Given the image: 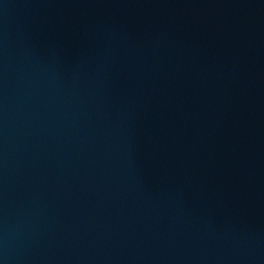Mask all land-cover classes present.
<instances>
[{
  "label": "water",
  "instance_id": "1",
  "mask_svg": "<svg viewBox=\"0 0 264 264\" xmlns=\"http://www.w3.org/2000/svg\"><path fill=\"white\" fill-rule=\"evenodd\" d=\"M0 264H264V0H0Z\"/></svg>",
  "mask_w": 264,
  "mask_h": 264
}]
</instances>
